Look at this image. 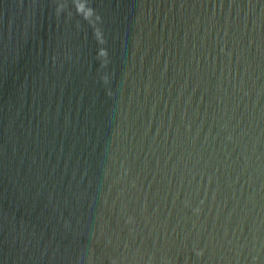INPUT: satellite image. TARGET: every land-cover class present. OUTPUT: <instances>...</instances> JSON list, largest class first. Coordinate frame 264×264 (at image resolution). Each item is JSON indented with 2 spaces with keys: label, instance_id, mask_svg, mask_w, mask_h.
Instances as JSON below:
<instances>
[{
  "label": "water",
  "instance_id": "obj_1",
  "mask_svg": "<svg viewBox=\"0 0 264 264\" xmlns=\"http://www.w3.org/2000/svg\"><path fill=\"white\" fill-rule=\"evenodd\" d=\"M0 264H264V0H0Z\"/></svg>",
  "mask_w": 264,
  "mask_h": 264
}]
</instances>
